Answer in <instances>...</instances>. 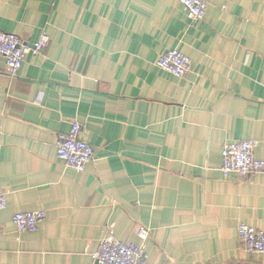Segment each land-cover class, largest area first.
Returning <instances> with one entry per match:
<instances>
[{
	"label": "crops",
	"instance_id": "obj_1",
	"mask_svg": "<svg viewBox=\"0 0 264 264\" xmlns=\"http://www.w3.org/2000/svg\"><path fill=\"white\" fill-rule=\"evenodd\" d=\"M204 1L193 22L178 0H0V31L50 39L16 78L0 58V264H96L108 235L151 264H264L238 239L264 230V171H221L229 142L264 161V0ZM168 50L187 75L158 66ZM72 123L95 149L81 173L57 158Z\"/></svg>",
	"mask_w": 264,
	"mask_h": 264
},
{
	"label": "built area",
	"instance_id": "obj_2",
	"mask_svg": "<svg viewBox=\"0 0 264 264\" xmlns=\"http://www.w3.org/2000/svg\"><path fill=\"white\" fill-rule=\"evenodd\" d=\"M186 9L193 22L205 19L209 4L204 0H178ZM50 39L43 35L36 43H27L19 36L0 31V58L6 63V74L16 78L28 54L40 55L49 45ZM158 66L167 73L184 77L191 69V59L178 50L162 53ZM256 141L229 142L223 146V163L221 171L224 177L236 174L240 177L264 171V161L257 158ZM57 158L64 165L76 172H84L95 158V149L84 138L81 125L72 123L68 134L59 135L56 143ZM7 207L6 196L0 191V212ZM45 212L18 213L13 222L21 233L36 232L45 222ZM146 239V235L143 236ZM238 239L244 250L251 254L264 255V230L257 229L246 223L238 227ZM96 264H151L144 246L118 241L108 235L100 244L99 250L93 255Z\"/></svg>",
	"mask_w": 264,
	"mask_h": 264
}]
</instances>
